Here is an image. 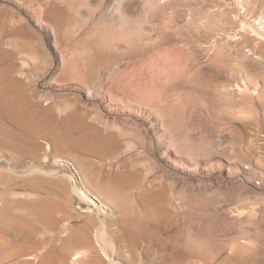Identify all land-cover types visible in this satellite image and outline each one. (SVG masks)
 <instances>
[{
  "label": "rangeland",
  "instance_id": "rangeland-1",
  "mask_svg": "<svg viewBox=\"0 0 264 264\" xmlns=\"http://www.w3.org/2000/svg\"><path fill=\"white\" fill-rule=\"evenodd\" d=\"M117 2L0 0V264H72L103 229L121 264H264V0ZM87 175L115 214L76 193Z\"/></svg>",
  "mask_w": 264,
  "mask_h": 264
},
{
  "label": "bare ground",
  "instance_id": "bare-ground-1",
  "mask_svg": "<svg viewBox=\"0 0 264 264\" xmlns=\"http://www.w3.org/2000/svg\"><path fill=\"white\" fill-rule=\"evenodd\" d=\"M48 1H50V0H48ZM51 1H53V8L52 9H50L49 10V7L48 6H46V4H45V6H46V8L51 12V11H53V13L55 12L56 14L55 15H57V14H59L60 13V11L58 10V9H56V8H59L61 5H63V4H65V2L67 1V0H51ZM145 2L144 3V6H145V4L150 8L151 6H154V4L155 5H158V2L160 3V0H118V2H117V5L116 6H114V8H111V9H113L117 14H119L120 16H122V17H124V18H126V19H130L131 18V20H133L132 19V17L134 16V14H135V12H136V9L139 7V3L140 2ZM52 3V2H51ZM50 4V3H49ZM39 5V4H38ZM160 5V4H159ZM51 6V5H50ZM143 6V5H142ZM43 7H44V5H43ZM113 7V6H112ZM146 7V6H145ZM45 9V8H44ZM140 9V8H139ZM146 9H148L147 7H146ZM151 9V8H150ZM46 10V9H45ZM149 10V9H148ZM155 10V9H154ZM46 12V11H45ZM114 12V13H115ZM144 12V11H143ZM152 12V11H151ZM148 13H150V12H148ZM61 14V16H63L62 15V12L60 13ZM116 14V15H117ZM45 15V14H44ZM133 15V16H132ZM135 15H137V14H135ZM130 16H132V17H130ZM150 16V15H149ZM58 17H60V16H57V18ZM60 19V18H59ZM58 19V20H59ZM126 19H124V20H126ZM146 19V18H145ZM144 20V19H143ZM61 21H62V19H61ZM65 21V20H64ZM131 23V22H130ZM135 23H137V22H135ZM140 24V23H139ZM141 24H142V22H141ZM133 25V24H132ZM131 25V26H132ZM137 25V24H136ZM143 25V24H142ZM54 26V25H53ZM131 26H130V28H131ZM134 26V25H133ZM52 28V27H51ZM133 28V27H132ZM137 29H138V27H136ZM136 28H134V29H136ZM246 29V28H245ZM244 29V30H245ZM52 30V29H51ZM54 30H56V29H54ZM54 30H52L51 32H53ZM262 30V29H261ZM58 31V30H57ZM244 32V31H243ZM262 32V31H261ZM55 38V37H54ZM2 48V47H1ZM2 52V51H1ZM2 55V54H1ZM26 55V54H25ZM27 56V57H26ZM25 57L26 58H24V59H22V61H23V68H24V66H28V60H35V59H37L36 58V56L35 55H32V54H30L29 55V53L26 55ZM0 58H1V56H0ZM39 60V59H38ZM22 66V65H21ZM20 66V67H21ZM16 67H17V65H16ZM15 67V68H16ZM19 67V66H18ZM20 70H22V69H20ZM23 71V70H22ZM19 72V71H18ZM20 73H22V72H20ZM19 73V74H20ZM24 73V72H23ZM24 76H25V73L23 74ZM22 75V76H23ZM13 80H15V79H12L11 81H13ZM15 82V81H14ZM17 82V81H16ZM17 85V84H16ZM8 86V85H7ZM11 86H12V84H11ZM16 87V86H15ZM246 87V86H245ZM243 88V87H242ZM12 89H13V87H12ZM15 89V88H14ZM13 89V90H14ZM243 89H245V88H243ZM248 92L249 91H251V92H258V90L260 89H258V88H256V87H253V86H251L250 87V85L248 86ZM11 90V89H10ZM16 90V89H15ZM8 92V91H7ZM13 93V92H12ZM10 94V93H8V94H5L6 96H4V98L5 97H7V96H11V95H13V94ZM1 94V93H0ZM10 94V95H9ZM257 95V94H256ZM19 97V96H18ZM2 98H3V94H2V97L0 96V102L2 101ZM5 100H6V98H5ZM4 100V101H5ZM9 100V101H8ZM14 100V97L13 96H11V97H9L8 99H7V101H8V103L10 102V101H13ZM16 100H17V98H16ZM25 101V100H24ZM14 102V101H13ZM19 102V101H18ZM6 103V102H5ZM26 103V102H25ZM29 103V102H28ZM7 104V103H6ZM12 105H13V103H11ZM17 104V103H16ZM30 104V103H29ZM15 105V104H14ZM32 105V104H31ZM42 105V104H41ZM44 105V104H43ZM42 105V106H43ZM22 106V105H21ZM16 107V106H15ZM15 107H14V109H13V111L15 110ZM23 107V106H22ZM29 107V106H28ZM17 108H19V107H17ZM33 108V107H32ZM39 108H41V107H39ZM44 108V107H43ZM50 108V107H49ZM26 109H27V106H26ZM45 109V108H44ZM67 109V111H68V108H66ZM6 110V109H5ZM10 110V109H9ZM12 110V109H11ZM49 111H50V109H48ZM19 111V110H18ZM26 111V110H25ZM27 111H29V110H27ZM32 112H33V110H31ZM42 111H43V109H42ZM48 111V113H50ZM51 111H52V109H51ZM64 111V110H63ZM67 111L65 110V113H67ZM44 112V111H43ZM43 112H41V113H43ZM45 112H46V109H45ZM53 112V111H52ZM62 113V110L61 111H59V113ZM71 111L69 110V113H70ZM54 113V112H53ZM68 113V114H69ZM45 114V113H44ZM52 114V113H51ZM50 114V115H51ZM71 114H73V113H71ZM78 113H75V114H73L74 116L75 115H77ZM49 115V116H50ZM53 115V114H52ZM54 115H56V114H54ZM64 115V114H63ZM16 115H14V116H12V117H15ZM37 116V115H36ZM65 116H66V114H65ZM72 116V115H71ZM17 117V116H16ZM15 117V118H16ZM66 117H68V116H66ZM65 117V118H66ZM76 117H78V116H76ZM75 117V118H76ZM24 118V117H23ZM48 118V117H47ZM71 118V117H70ZM69 117L67 118V120H69L70 119ZM73 118V117H72ZM74 118V119H75ZM28 119H29V117H28ZM13 120H14V118H13ZM18 120V119H17ZM22 120V119H21ZM71 120V119H70ZM69 120V121H70ZM76 120V119H75ZM77 120H79V119H77ZM76 120V121H77ZM98 120V119H97ZM12 121V120H11ZM27 121V120H26ZM92 121V120H91ZM15 122H16V120H15ZM17 122H19V121H17ZM23 122V121H22ZM34 122V121H33ZM36 122H38V121H36ZM96 122V121H95ZM70 124H71V121L69 122ZM74 123H75V121H74ZM94 123V122H93ZM21 124V123H20ZM38 124V123H37ZM37 124H36V126H37ZM66 124H68V123H66ZM92 124V123H91ZM68 126V125H67ZM71 127H72V125H70ZM69 126V127H70ZM74 126V125H73ZM63 127V126H62ZM104 127V126H103ZM24 128V127H23ZM68 128V127H67ZM29 129V128H28ZM69 129V128H68ZM67 130V129H66ZM25 131V130H24ZM64 131H65V129H64ZM105 131V130H104ZM118 131H120V130H118ZM0 132H2V131H0ZM28 132V131H27ZM99 132V131H98ZM106 132V131H105ZM2 133H4V131L2 132ZM9 133V132H8ZM27 134V133H26ZM39 134V133H38ZM6 135V134H5ZM9 135H11V134H9ZM8 135V136H9ZM70 135V134H69ZM110 135H111V133H110ZM10 137V136H9ZM12 137V136H11ZM47 137V136H46ZM50 137V136H49ZM96 137V136H95ZM91 138H94V137H91ZM43 139V138H42ZM50 139V138H49ZM46 139L47 141H46V144L45 145H41L40 147H38L36 150L38 151V153L40 154V156L42 157V158H44L45 159V161H47L48 159H49V157H50V154L52 153V151H53V145H54V143H53V141H52V139ZM97 139V138H96ZM99 139V138H98ZM53 140H54V137H53ZM42 141V140H41ZM91 141V140H90ZM111 141V140H110ZM109 141V142H110ZM97 142V141H96ZM73 143V142H72ZM94 144H95V142H93ZM98 143H99V141H98ZM113 143V142H112ZM74 144V143H73ZM93 144V145H94ZM102 144V143H101ZM105 144V143H104ZM106 144H108V143H106ZM114 144V143H113ZM92 145V146H93ZM98 145V144H97ZM103 145V144H102ZM101 145V146H102ZM110 145V144H109ZM109 145H108V147H109ZM107 146V145H106ZM111 146H113L112 144H111ZM119 146H120V144H119ZM94 147V146H93ZM136 147V146H135ZM31 148V147H30ZM78 148V147H77ZM54 149H55V147H54ZM103 149V148H102ZM114 149V148H113ZM117 149H118V147H117ZM116 149V150H117ZM121 149H128L129 151L131 150L132 151V149L133 150H135L134 149V146H133V144L131 143V142H126V144L124 145L123 144V146L121 147ZM94 150V149H93ZM36 151V152H37ZM113 151V150H112ZM118 151H120V149H118L115 153H117ZM56 152V151H55ZM112 153V152H111ZM111 153H108V154H111ZM114 153V152H113ZM112 153V154H113ZM37 154V153H36ZM81 154H83V153H81ZM111 156V155H110ZM54 156H52V158H53ZM73 157V156H72ZM67 158V157H66ZM68 159H69V157H68ZM72 159V158H71ZM66 160V159H65ZM44 161V162H45ZM75 161V160H74ZM64 162V161H63ZM68 162V161H67ZM66 162V163H67ZM72 162V161H71ZM71 162H69V163H71ZM55 163H57L56 161H55ZM59 164H61L60 166H62V163L61 162H58ZM74 163V162H73ZM64 165V164H63ZM79 167V166H78ZM110 167V166H109ZM113 167V166H112ZM112 167H110V168H112ZM103 168V167H102ZM113 169V168H112ZM52 172V171H51ZM80 172V171H79ZM84 172V171H83ZM111 172V171H110ZM76 173V172H75ZM83 174V173H82ZM102 175V174H101ZM107 175V174H106ZM109 175V174H108ZM91 177V176H90ZM97 177H99V176H97ZM96 177V178H97ZM105 177H107V176H105ZM93 178V177H92ZM82 179H83V177H82ZM101 179V178H100ZM91 179H88V175H87V178L85 179V186L83 187V189H84V191H77L76 193L77 194H79L82 198H83V200H90V198H93V199H95V201H97V204H99L98 206H100V209L102 210V208L104 209L105 207L107 208V209H109L111 212H113L114 214H115V212H116V210H117V208L119 207V203H118V201H117V198H116V196L114 197L113 195H111L110 194V192L109 191H105L103 188H102V186H100L99 184H95V183H92L91 181H90ZM97 180V179H96ZM83 181V180H82ZM98 181V180H97ZM104 181V180H103ZM84 182V181H83ZM105 182H106V179H105ZM104 183V182H103ZM103 183H102V185H103ZM81 185H84V184H81ZM79 186V185H78ZM92 188H91V187ZM80 188V187H79ZM82 188V187H81ZM110 190V189H109ZM75 193V192H74ZM78 195V196H79ZM79 196V197H80ZM80 197V198H81ZM81 198V199H82ZM39 199H41V198H39ZM82 200V201H83ZM92 200V199H91ZM36 200H34V202H35ZM38 201H40V200H38ZM140 201V200H139ZM138 201V202H139ZM47 202V201H46ZM46 202H44V204H46ZM87 202V201H86ZM89 202H91V201H89ZM38 203V202H37ZM41 203V202H40ZM49 203V202H48ZM55 204V203H54ZM0 205H1V203H0ZM47 205V204H46ZM122 205V204H121ZM141 205V204H140ZM51 206H53V204L51 205ZM142 206V205H141ZM41 207H43V206H41ZM55 208H56V205L54 206ZM50 208V207H49ZM34 209V208H33ZM36 209V208H35ZM51 209V211L50 212H45L44 210H41V212H40V215L44 218V220L45 221H43V222H45L44 224H42L41 223V227L39 226V228H42L44 231H42V232H44V234H45V232H46V234H48V233H52L54 236L52 237V238H54V237H59V235L60 234H56L57 233V228L53 225V223H50V222H52V221H50V219L52 218V216H53V207L52 208H50ZM120 209V208H119ZM121 209H123V208H121ZM108 210V211H109ZM124 210V209H123ZM20 211V210H19ZM105 211V210H104ZM106 212V211H105ZM123 212H126V211H123ZM23 213V212H22ZM26 213V212H25ZM102 213V212H101ZM122 213V212H121ZM36 214V213H35ZM112 214V213H111ZM120 214V213H119ZM35 218H37V217H35ZM53 218H54V216H53ZM40 221V220H39ZM39 221L37 222V220H36V222L37 223H39ZM41 222V221H40ZM38 229V228H37ZM40 230V229H39ZM104 230V229H103ZM100 231L99 232V234H98V236H96V238H94V236H91V235H85L86 237H83V235H82V237L85 239V245L84 246H87V248L86 249H84L83 251L81 250H75V251H77V252H75V254H74V252H73V254H72V256L71 257H75V259H74V261H73V263L72 264H87V262H86V260L87 261H89V260H91V263H92V261H94V263L95 264H121V263H119V262H117L116 260H115V257H114V254L116 253L117 254V252L119 251V249L118 248H120V247H118V246H116L115 245V243L113 242V240L111 241V240H109L108 238H106V236H105V231ZM40 231V232H41ZM48 232V233H47ZM107 232V231H106ZM41 234V233H40ZM107 234V233H106ZM48 236V235H47ZM52 236V235H51ZM43 237V236H42ZM46 237V236H45ZM49 237V236H48ZM47 237V238H48ZM50 238V237H49ZM61 237H59V239H60ZM44 239V238H43ZM64 239V238H63ZM63 239H60V243H61V241L63 240ZM67 239V238H66ZM71 239V238H70ZM44 240H46V239H44ZM43 240V241H44ZM49 240V239H48ZM57 240V239H56ZM52 242V241H51ZM63 242V241H62ZM50 242H48V244H49ZM84 243V242H83ZM54 244V243H53ZM67 244V243H66ZM82 245V246H83ZM160 245V244H159ZM43 246V245H42ZM157 246V245H156ZM161 246V245H160ZM46 247H48V246H46ZM118 247V248H117ZM152 246H150V248H151ZM154 247H155V245H154ZM153 247V248H154ZM36 248V247H35ZM34 248V249H35ZM157 248V247H156ZM168 248V247H167ZM34 249H32V251H30V252H28L25 256H24V260L26 261L25 263L27 264H66V259H63L62 257V260H59L58 258H55V257H50V256H48L47 255V250H46V248H43V249H36V250H34ZM141 249H142V246H141ZM158 249V248H157ZM156 249V250H157ZM161 249V251H162V248H160ZM169 249V248H168ZM46 250V251H45ZM147 250H149V249H147ZM151 250V249H150ZM167 250V249H166ZM120 252V251H119ZM139 252V251H138ZM148 252V251H147ZM158 252V251H157ZM163 252V251H162ZM161 253V252H160ZM166 253V252H165ZM142 254V253H141ZM150 254V253H149ZM151 254H152V252H151ZM153 254H155L154 252H153ZM170 254V253H169ZM23 255V254H22ZM119 255V254H118ZM118 255H117V257H118ZM155 255H157V254H155ZM154 255V256H155ZM148 256V255H147ZM151 256V255H150ZM164 256V255H163ZM163 256H161V257H163ZM58 257H60V255L58 256ZM160 257V256H159ZM166 257H169V255L168 256H166ZM165 257V258H166ZM170 257H171V255H170ZM169 257V258H170ZM119 258V257H118ZM140 260V259H139ZM164 260L165 259H163L162 261L164 262ZM158 261V260H157ZM171 261H172V259H171ZM19 262H20V260H19ZM141 262V261H140ZM161 262V261H160ZM162 262V263H163ZM169 262V261H168ZM71 263V262H70ZM90 263V264H91Z\"/></svg>",
  "mask_w": 264,
  "mask_h": 264
}]
</instances>
